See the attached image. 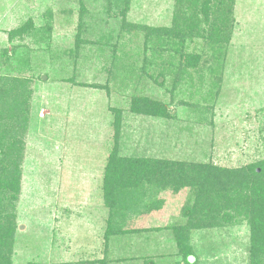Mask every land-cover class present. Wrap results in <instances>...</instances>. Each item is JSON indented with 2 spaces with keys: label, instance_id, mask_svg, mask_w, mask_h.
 <instances>
[{
  "label": "rangeland",
  "instance_id": "obj_1",
  "mask_svg": "<svg viewBox=\"0 0 264 264\" xmlns=\"http://www.w3.org/2000/svg\"><path fill=\"white\" fill-rule=\"evenodd\" d=\"M123 1L0 0V83L29 108L13 264H186L167 229L190 223L185 210L198 188L181 177L128 213L126 229L153 231L105 240L103 173L114 148L225 168L264 159V0H233L221 17L226 39L209 42L204 26L187 36L183 56L177 38L143 31L171 28L176 0H129L125 16ZM28 19L31 34L11 40ZM190 54L200 57L196 67ZM143 99L160 113L132 112ZM6 126L1 134L18 133ZM190 246L194 264H249L250 226L242 218L204 225L190 232Z\"/></svg>",
  "mask_w": 264,
  "mask_h": 264
},
{
  "label": "trees",
  "instance_id": "obj_2",
  "mask_svg": "<svg viewBox=\"0 0 264 264\" xmlns=\"http://www.w3.org/2000/svg\"><path fill=\"white\" fill-rule=\"evenodd\" d=\"M176 1L171 28L144 27L147 39L148 36L162 41L168 40L167 36L169 39L172 36L177 38L180 48L176 53L179 56L184 55L187 36L190 37L191 33L201 35V32L205 31L204 26L207 27L209 42L219 44L222 39H226L230 24L224 23L221 17L224 12H229L227 7L231 6L233 0ZM128 5L129 0H124L121 4L120 10H124V16ZM32 29L33 21L28 19L21 27L9 32V38L24 39L31 34ZM158 43L160 44L161 40ZM184 58L188 67H196L200 60V57L191 54ZM160 78L162 85L164 80L162 77H158V80ZM11 94L13 96L10 98ZM30 94L29 92L28 95ZM22 96V92H15L13 88L9 90L5 83H0V128L7 125L9 130V125H13L10 130L15 129L12 131L18 132L12 135L7 132L0 133V264H13L14 236L17 230L15 202L22 192L20 149L26 131L24 123L28 121L26 111L29 110L28 100ZM161 109L149 99L139 100L131 108L134 113L154 116L159 114ZM15 110L18 115H14ZM6 118L10 120L9 124ZM114 124L117 132L120 119H116ZM176 177H181L198 188L194 206L185 210V216L190 218V223L167 226L168 230H173L174 242L186 264H194L197 261L190 246L192 230H199L208 224L216 227L221 222L231 224L241 218L250 226L249 264H264V159L243 167L225 168L213 164L186 165L166 160L125 157L119 155L117 148H114L103 173V197L105 207L109 211L105 240L112 235L136 236L153 231L146 228L126 229L128 213L142 199L151 198L152 190L167 187L166 184L172 183ZM155 201L150 202L152 210H159L162 201ZM191 225L192 227H188ZM100 262L106 264L104 260Z\"/></svg>",
  "mask_w": 264,
  "mask_h": 264
}]
</instances>
